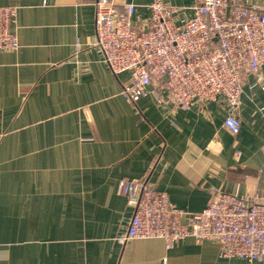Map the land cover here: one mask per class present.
<instances>
[{
    "label": "crops",
    "instance_id": "1",
    "mask_svg": "<svg viewBox=\"0 0 264 264\" xmlns=\"http://www.w3.org/2000/svg\"><path fill=\"white\" fill-rule=\"evenodd\" d=\"M94 2L0 0L20 44L0 52V264H247L191 237L122 246L133 208L118 186L147 179L184 221L217 193L264 203V89L247 75L238 135L223 102L174 110L151 87L130 105V75L96 47Z\"/></svg>",
    "mask_w": 264,
    "mask_h": 264
},
{
    "label": "built area",
    "instance_id": "2",
    "mask_svg": "<svg viewBox=\"0 0 264 264\" xmlns=\"http://www.w3.org/2000/svg\"><path fill=\"white\" fill-rule=\"evenodd\" d=\"M95 0L96 47L115 75L128 73L122 95L136 106L152 87L161 107L187 111L226 103L224 126L241 130L237 114L248 74L264 89V2L242 0ZM142 11H147L143 15ZM17 8L0 7V52L20 48ZM118 194L133 208L118 239L163 240L167 249L191 237L218 242L220 256L247 264L264 258V203L217 193L202 212L187 215L147 179L122 180Z\"/></svg>",
    "mask_w": 264,
    "mask_h": 264
}]
</instances>
